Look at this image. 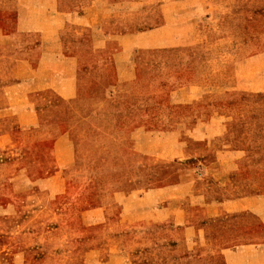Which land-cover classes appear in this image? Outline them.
<instances>
[{"label": "crops", "instance_id": "1", "mask_svg": "<svg viewBox=\"0 0 264 264\" xmlns=\"http://www.w3.org/2000/svg\"><path fill=\"white\" fill-rule=\"evenodd\" d=\"M247 2L0 0V264L100 228L98 264H264V162L221 107L264 93V46L211 30Z\"/></svg>", "mask_w": 264, "mask_h": 264}, {"label": "rangeland", "instance_id": "2", "mask_svg": "<svg viewBox=\"0 0 264 264\" xmlns=\"http://www.w3.org/2000/svg\"><path fill=\"white\" fill-rule=\"evenodd\" d=\"M243 17L238 19L227 20V24H230V28L226 30L223 27L224 22L220 19H216L215 22L218 25L214 28L211 27L213 32L212 36L216 41L225 39V37L232 38L234 41L236 38H240L241 41L246 42L248 45H262L264 46V0H248L243 5ZM240 14V13H239ZM215 30V31H214ZM226 30V32H225ZM260 46V47H263ZM257 52L249 50L245 54L252 55ZM189 58H194L193 55ZM185 57V59H189ZM176 59V56H175ZM184 59V58H182ZM184 59V60H185ZM256 66H250L248 70L250 83L264 84V78L259 79L256 75L252 74L256 71ZM264 69V67L262 68ZM260 70V69H259ZM258 71V70H257ZM238 92V91H237ZM222 108L227 110L228 115L232 118L230 121L229 138L232 140L233 145L241 150H254L257 151L264 162V93H236L228 95L226 103L221 104ZM87 218V217H86ZM88 220V219H87ZM74 236V232H70ZM56 238L52 242L50 251H62L67 249L68 245L63 247L62 242L66 238L64 231H58ZM54 236V235H53ZM107 233L104 228L93 230L89 232V238L91 239L86 246L80 247L70 245L72 253H68L64 259V264H98L99 259L96 254L91 253L96 248H101L102 251L114 250L121 248V244L112 242L94 241V239H104ZM122 249V248H121ZM88 251V256L81 259V255L85 256V252ZM106 252H102V254ZM103 258V257H102Z\"/></svg>", "mask_w": 264, "mask_h": 264}]
</instances>
